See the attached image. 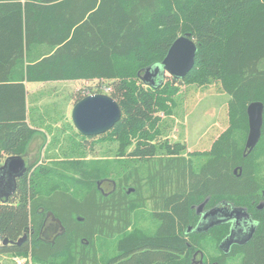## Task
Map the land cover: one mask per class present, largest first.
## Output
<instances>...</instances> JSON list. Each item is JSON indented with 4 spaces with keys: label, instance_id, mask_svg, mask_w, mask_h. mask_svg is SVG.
Returning <instances> with one entry per match:
<instances>
[{
    "label": "trees",
    "instance_id": "1",
    "mask_svg": "<svg viewBox=\"0 0 264 264\" xmlns=\"http://www.w3.org/2000/svg\"><path fill=\"white\" fill-rule=\"evenodd\" d=\"M186 33L197 49L179 82H218L228 96L229 117L211 148L189 158L184 144L157 139L155 114H170L178 89L167 81L150 86L138 74ZM75 79L98 80L119 104L120 118L98 137L117 143L119 158L145 163L146 201L157 227L134 225V208L145 204L135 165L106 193L96 184L99 172L108 170L103 162L72 159L57 169L38 164L0 198V254L27 256L33 264H97L95 240L116 236V253L104 264H191L198 239L210 234L217 247L229 231L228 223L193 230L195 207L206 200V208L222 202L245 208L257 224L251 240L233 245L217 264L237 253L239 264H264V178L252 161L264 158V0H0V159L22 156L35 134L27 123L25 82ZM85 96L80 91L74 102ZM253 101L263 104L261 135L243 156L246 107ZM88 137L76 143L79 154ZM159 154L168 160L155 166ZM196 157L201 164L195 169ZM128 178L134 189L129 194ZM50 218L60 232L42 239Z\"/></svg>",
    "mask_w": 264,
    "mask_h": 264
},
{
    "label": "rangeland",
    "instance_id": "2",
    "mask_svg": "<svg viewBox=\"0 0 264 264\" xmlns=\"http://www.w3.org/2000/svg\"><path fill=\"white\" fill-rule=\"evenodd\" d=\"M163 81L171 83L178 91L173 95L172 102L168 103L170 104V114L163 111L155 114L160 119V134L157 139L184 144L186 146V150L183 152L185 158H189L191 153L194 152L208 151L212 143L229 125L228 96L221 89L218 82L207 86L181 84L178 79L174 80L168 73L164 74ZM35 83H38L34 84V86H38L33 94L36 101L29 110L30 116L34 115L35 108H40L45 115L30 118L33 120L32 122H40L44 128V133L39 134L36 137L38 139L32 141L31 144H29L30 142L27 144L30 151L27 152L26 147L25 152L22 153V156L26 160L27 168L40 164L42 166H49L50 169H57L66 160L82 158L98 165H101L100 162H103V164L108 166V170L99 172L100 176L96 184L99 191L107 193L111 191L113 185L114 187L116 186L118 179L122 178L123 172L128 171L135 165L140 173L143 185L142 196L145 199V204L143 207L134 208V212L138 218H133L134 225H138L144 228V230L151 229V231H154L158 223L151 218V200L146 201V198L149 197V189L145 163L134 162L127 157L119 158L116 155L117 143L108 140V138L100 139L98 137L100 135L92 136L91 139L88 137L87 142L86 139L82 141L85 145L83 146V155L79 154V146L76 145L81 137L84 136L76 130L71 120V110L75 104V99L78 97V93L81 91V95H86L89 94V91L99 90L102 91L100 94L109 95V92L104 91L101 87L98 88L96 80L75 79L51 81L49 84H45V82ZM31 87L30 84V90ZM36 133L39 132L37 131ZM242 141L243 139L239 137V146L242 145ZM1 159L3 161L4 157ZM1 159L0 164L2 162ZM128 159L129 161H127ZM152 160L153 165L156 166L159 162L163 164L168 158L159 154L157 158ZM252 161L255 167L257 165L259 176L264 178V158L256 159V157H253ZM200 164V158L196 157L193 159L195 169ZM127 183L129 185L125 187V191L129 194L133 192L129 178ZM117 239L118 237L115 236L112 239L97 238L95 240V247L98 253L97 264H104L105 259L116 253ZM213 240L215 238L210 234L202 239H198L195 251L199 250V252L203 253H200L202 256L201 260L205 264L217 263L222 258L221 253L216 247L217 242ZM101 253L103 258L100 260L99 256ZM198 258L199 256H197ZM241 260L242 255L237 253L234 257L229 256L227 259H224L221 264H239ZM19 261L21 264H33L31 258L27 256L0 254V264H20Z\"/></svg>",
    "mask_w": 264,
    "mask_h": 264
},
{
    "label": "water",
    "instance_id": "3",
    "mask_svg": "<svg viewBox=\"0 0 264 264\" xmlns=\"http://www.w3.org/2000/svg\"><path fill=\"white\" fill-rule=\"evenodd\" d=\"M197 46L189 34H183L178 36L170 45L164 58L157 64L146 67L142 73H138L141 80L150 85L156 86L163 82L164 74L168 73L173 79H182L187 72L192 68L194 64V57ZM247 122H248V134L246 137L243 156L250 152L257 144L261 135V126L263 122V104L260 101L250 102L246 107ZM121 109L119 104L109 95L93 93L87 94L79 101H77L71 110V120L76 130L84 136H96L108 131L114 123L120 118ZM27 166L25 160L21 155L8 156L4 159L2 165H0V198H6L15 189L16 179L24 174ZM236 172V169H234ZM205 201L200 203L196 207V212L200 213L205 205ZM219 206V205H217ZM222 206H226L222 202ZM263 204L258 205L261 208ZM221 211L220 207H215L210 211H207L203 215L205 220L208 215H213L216 212ZM231 212L235 213L236 219L238 217L248 218L246 220L247 225L252 226V231L244 242H247L255 232L256 222L250 218L245 208L233 207ZM239 220V219H238ZM237 220V221H238ZM230 219L221 218L216 221H210L207 225L201 227L200 221L193 230L198 232H205L209 228L230 222ZM192 227H188L191 230ZM232 235V227H230L229 233L220 241V246L224 243L229 244L228 238ZM25 235L20 237L15 244H19ZM7 240H4V244ZM240 242H234V244H243Z\"/></svg>",
    "mask_w": 264,
    "mask_h": 264
},
{
    "label": "flooded vegetation",
    "instance_id": "4",
    "mask_svg": "<svg viewBox=\"0 0 264 264\" xmlns=\"http://www.w3.org/2000/svg\"><path fill=\"white\" fill-rule=\"evenodd\" d=\"M112 188H114V185L111 187V189ZM132 190H134V189L132 188ZM215 207H220L221 211H218L213 215H208V217H206L204 220L203 215L207 211H210ZM233 207L234 206H231V205H229V206L226 205L223 207L222 205L219 204V206L215 205L213 207H207L206 208L204 205V207L200 211V213L196 212V207H195V213L198 215V221H197L196 225L200 221L201 227L207 225L210 221H216V220L221 219V218L231 220L230 222H227L229 224V230H230V227H232V235H231V237L228 238L229 244H231V245L228 248L226 243H224L222 246H220V243H219L217 245V249L221 253V255L229 253V251L233 245H239V244H234V242L238 241L240 243H243V241L246 240V238L249 236V234L252 231L251 230L252 226L250 224L249 225L246 224V220H248V218H244V217H238L237 219L235 218L236 217L235 213L231 212V208H233ZM246 212H247V210H246ZM248 214H249L250 218L253 219L252 216L250 215V213H248ZM59 226L60 225L59 224L56 225V223H54L51 218L48 219L44 223L43 232L40 233V235H41L40 238L47 239L50 235L56 236V234H58L60 232V229H61ZM228 233H229V231H228ZM253 235H252V237H253ZM251 238L247 242H249L251 240ZM247 242H244L243 244H240L239 246H242V245L246 244ZM197 256H199L198 259H197ZM201 257H202L201 254H199L198 251H195L191 257V264H204L203 261L201 260ZM212 264H217V263L214 262Z\"/></svg>",
    "mask_w": 264,
    "mask_h": 264
},
{
    "label": "crops",
    "instance_id": "5",
    "mask_svg": "<svg viewBox=\"0 0 264 264\" xmlns=\"http://www.w3.org/2000/svg\"><path fill=\"white\" fill-rule=\"evenodd\" d=\"M51 81H46L45 82V84H49ZM30 84H31V90H30ZM34 84L36 85V84H38V83H35V82H25V88H26V94H27V110H28V116H27V123L29 124V126L31 127V128H33V129H35L36 131H35V134L33 135V138L29 141L30 143L29 144H31V142L32 141H34V140H36V139H38V138H36L39 134H43L44 133V128H43V126L40 124V122H38V123H36L35 121L34 122H32L33 120H31V118L30 117H35V118H37V117H41V116H44L45 114H43V111L40 109V108H35L36 110H35V113H34V115H32V116H30V112H29V110L31 109V107H32V105H34L35 104V98L33 97V96H35V95H33L34 94V90L35 89H37V87L38 86H34ZM33 110V109H32ZM34 111V110H33ZM30 121H31V123H30ZM39 132V133H36V132ZM43 132V133H42ZM28 151H30L29 149H28V147H27V152ZM23 157V156H22ZM23 159L25 160V158L23 157ZM4 161V160H3ZM3 161L1 162V164L0 165H2V163H3ZM25 163H26V160H25Z\"/></svg>",
    "mask_w": 264,
    "mask_h": 264
},
{
    "label": "built area",
    "instance_id": "6",
    "mask_svg": "<svg viewBox=\"0 0 264 264\" xmlns=\"http://www.w3.org/2000/svg\"><path fill=\"white\" fill-rule=\"evenodd\" d=\"M98 82V80H96V83ZM101 88L104 90V91H108L109 90V87H106V86H101ZM19 263L21 264V262L19 261Z\"/></svg>",
    "mask_w": 264,
    "mask_h": 264
}]
</instances>
